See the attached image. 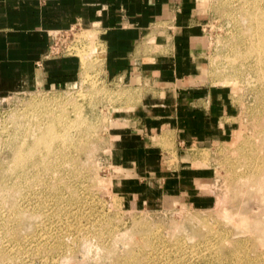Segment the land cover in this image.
<instances>
[{
  "label": "rangeland",
  "instance_id": "rangeland-1",
  "mask_svg": "<svg viewBox=\"0 0 264 264\" xmlns=\"http://www.w3.org/2000/svg\"><path fill=\"white\" fill-rule=\"evenodd\" d=\"M252 9L245 0H199L196 86L211 91L219 122L211 139L190 145L162 128L148 131L146 141L162 148V165L185 178L161 193L122 191L113 155L119 109L158 96L161 87L104 76L102 61L89 58L91 47L99 57L96 29L59 32L58 53L80 60L78 77L0 97V264H264V78L249 51ZM77 91L84 123L77 125L68 105L72 125L57 128L63 147L54 169L41 171L40 183L29 173L33 184H25L8 169L25 129L19 121H30L34 97L63 100Z\"/></svg>",
  "mask_w": 264,
  "mask_h": 264
},
{
  "label": "crops",
  "instance_id": "crops-1",
  "mask_svg": "<svg viewBox=\"0 0 264 264\" xmlns=\"http://www.w3.org/2000/svg\"><path fill=\"white\" fill-rule=\"evenodd\" d=\"M198 4L199 0H0V97L75 80L80 60L50 50L54 36L72 27L96 29L104 76L128 85L139 78L161 87L158 96L151 93L134 108L119 109L113 121L115 166L124 174L122 184H135L123 185L122 191L161 193L182 187L183 175L162 165V148L146 136L162 128L178 143L190 145L211 139L218 125L211 91L196 86V56L202 46ZM203 98L207 104L198 105ZM150 177L156 179L154 184L147 180Z\"/></svg>",
  "mask_w": 264,
  "mask_h": 264
},
{
  "label": "bare ground",
  "instance_id": "bare-ground-1",
  "mask_svg": "<svg viewBox=\"0 0 264 264\" xmlns=\"http://www.w3.org/2000/svg\"><path fill=\"white\" fill-rule=\"evenodd\" d=\"M245 4L246 5L252 4L253 7V9L250 10L247 16V19L251 26L250 29H252L249 38V42L251 44L249 51L252 52L253 55H255V58L257 59V70L259 76L261 77V79H263L264 78V4L262 3V0H245ZM247 33H250V30ZM98 45L99 43H97V46ZM91 48H92L91 52L89 51L91 54L88 52L91 55L89 58L92 57L93 58L92 61L94 60L97 61V59L101 61V59L94 54L95 47H91ZM85 58L83 57V59ZM89 61L90 60H88V62ZM86 63L87 62L83 63V66L81 68L82 71L81 75H83L81 76L82 80L87 79L84 78L86 74L85 73L86 67L89 66V64L86 65ZM90 82H92V80H90ZM79 96L80 97L82 96L81 91L79 92L77 91L76 93L71 92L69 96L65 97L63 100L55 97L49 99H42L43 97L41 99H36L35 97L33 98L34 99L32 101V104H34L33 110L28 111V113L26 114L28 116H32L30 121L27 120L26 118L27 116L25 115L23 116L22 120L19 121L20 122L19 124L21 126L23 125V128L25 129L24 132L21 134L20 138L18 139V142L16 141L17 142L16 146L14 147V150L12 152L13 154H12L11 163L8 166L10 173H16L18 178L20 177L26 178L25 184H28L30 186L31 184H33V182L29 181L26 177L29 173L35 175V177L39 180L38 182L40 183L41 181H43V179L41 178L39 173L43 170L44 172H46L54 169L55 166L54 161L57 159V156L54 157L55 155L54 152L56 153L57 146L63 147L62 145L57 144L58 135H59L57 128L58 126L63 124L67 126V124L71 123L72 125L71 121L73 120V118H70V116L68 115V111H69L68 105H70L73 108V110H75L76 117L77 119H79L77 125L84 123L85 116H83V111L81 109L82 106L79 105L76 106V104H74L79 102L78 99ZM37 116H40L41 121ZM193 154H195V152H193ZM41 198L44 204L48 203L49 200L51 199L49 195L41 196ZM36 200H37L36 203L40 205L42 201L38 199ZM26 211L27 209L25 208L23 212ZM131 219L133 218L131 217ZM227 242L229 241L227 240ZM223 249L225 250V248ZM42 251H44V249ZM64 258H66L65 255Z\"/></svg>",
  "mask_w": 264,
  "mask_h": 264
},
{
  "label": "built area",
  "instance_id": "built-area-1",
  "mask_svg": "<svg viewBox=\"0 0 264 264\" xmlns=\"http://www.w3.org/2000/svg\"><path fill=\"white\" fill-rule=\"evenodd\" d=\"M58 34L59 32H57L54 36V43L53 45L50 47V50H54L55 52H58V47H57V38H58Z\"/></svg>",
  "mask_w": 264,
  "mask_h": 264
}]
</instances>
